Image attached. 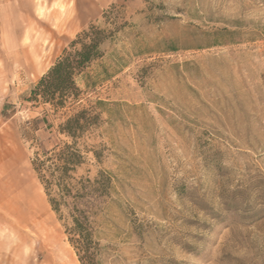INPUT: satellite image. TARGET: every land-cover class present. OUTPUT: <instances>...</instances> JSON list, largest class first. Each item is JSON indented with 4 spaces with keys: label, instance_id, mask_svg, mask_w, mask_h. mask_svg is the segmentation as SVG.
<instances>
[{
    "label": "rangeland",
    "instance_id": "rangeland-1",
    "mask_svg": "<svg viewBox=\"0 0 264 264\" xmlns=\"http://www.w3.org/2000/svg\"><path fill=\"white\" fill-rule=\"evenodd\" d=\"M136 2L94 23L117 31L78 78L82 107L100 115L78 174L113 180L97 263L264 264V0ZM11 31L15 42L39 34ZM66 35L36 65L12 61L9 76L0 61V264H80L32 167L67 141L63 112L26 101L77 36ZM20 203L25 222L11 211Z\"/></svg>",
    "mask_w": 264,
    "mask_h": 264
},
{
    "label": "trees",
    "instance_id": "trees-1",
    "mask_svg": "<svg viewBox=\"0 0 264 264\" xmlns=\"http://www.w3.org/2000/svg\"><path fill=\"white\" fill-rule=\"evenodd\" d=\"M113 8L104 12L102 17L105 20L109 19ZM116 31L107 32L94 24L90 25L62 51L26 98L34 106H48L55 114L63 112L56 134L67 141L50 150L35 152L32 167L52 211L63 224L65 235L80 264H98L96 219L104 200L111 195L113 180L106 171H99L93 178L78 174L86 164L89 153L87 148H80V143L88 133L100 126V115L82 107L83 92L78 78L93 62L104 56L102 46ZM38 122L40 120L35 119L30 123L32 132L39 130ZM41 122L46 130H53L46 117ZM93 156L101 163L99 153L93 152Z\"/></svg>",
    "mask_w": 264,
    "mask_h": 264
},
{
    "label": "crops",
    "instance_id": "crops-1",
    "mask_svg": "<svg viewBox=\"0 0 264 264\" xmlns=\"http://www.w3.org/2000/svg\"><path fill=\"white\" fill-rule=\"evenodd\" d=\"M136 1L0 0V32H4L2 42L7 45L6 52L0 54V61H3L6 76H9L10 67L13 66L12 61H22L29 66L36 65L37 61L48 59V55L53 51L52 46L61 43L58 35L66 33L67 37H73L96 23L112 6L134 5ZM44 5L47 6V14L38 19L37 14L43 11ZM16 28L38 29L39 34L35 37L21 35L18 37L19 41L15 42L17 35L11 30ZM6 161L4 163H7ZM11 209L20 221L27 220L21 203Z\"/></svg>",
    "mask_w": 264,
    "mask_h": 264
},
{
    "label": "bare ground",
    "instance_id": "bare-ground-1",
    "mask_svg": "<svg viewBox=\"0 0 264 264\" xmlns=\"http://www.w3.org/2000/svg\"><path fill=\"white\" fill-rule=\"evenodd\" d=\"M62 31V30H61ZM59 34V33H58ZM45 222V221H44ZM46 223V222H45ZM48 223V222H47ZM42 224V223H41ZM43 226H45V224H43ZM47 226V225H46ZM46 231V230H45ZM36 233V232H35ZM39 233V232H38ZM39 238V237H38ZM36 241V240H35Z\"/></svg>",
    "mask_w": 264,
    "mask_h": 264
}]
</instances>
